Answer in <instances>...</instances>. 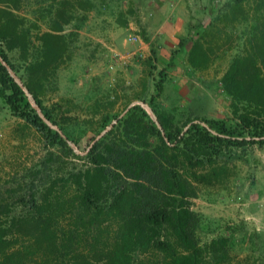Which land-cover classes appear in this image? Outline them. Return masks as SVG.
<instances>
[{
  "label": "rangeland",
  "instance_id": "obj_1",
  "mask_svg": "<svg viewBox=\"0 0 264 264\" xmlns=\"http://www.w3.org/2000/svg\"><path fill=\"white\" fill-rule=\"evenodd\" d=\"M227 1L92 0L86 20L65 27L66 33L72 30L75 35L69 37L54 81H47L44 88L43 104L53 121L32 103L43 122L64 138L65 148L54 143L52 133L15 115L0 98V206L7 208L0 210V225L32 215L31 198L39 202L46 196L60 208L51 221L54 238L62 241L70 232L76 236L59 252L43 239L30 247L40 236L36 226L19 224L11 248L29 250L14 264H70L74 253L95 257L88 251L94 233L102 239L112 234V218L101 216L98 223L87 224L89 217L70 200L76 193L75 174L90 166L89 148L111 128L117 135L118 120L129 108L141 106L153 121L149 106L171 113L182 130L195 118L230 120V98L221 77L241 52L254 11L250 0L245 5L247 21L241 14L225 19L221 15ZM194 40L208 51L202 68L188 63ZM180 41L185 42L182 48ZM8 59L14 66L11 75L22 84L26 73L18 51L8 52ZM218 164L226 170L221 181L193 182L189 202L199 216L198 241L227 236L232 254L263 259L264 146L226 148Z\"/></svg>",
  "mask_w": 264,
  "mask_h": 264
},
{
  "label": "trees",
  "instance_id": "obj_2",
  "mask_svg": "<svg viewBox=\"0 0 264 264\" xmlns=\"http://www.w3.org/2000/svg\"><path fill=\"white\" fill-rule=\"evenodd\" d=\"M249 1L228 0L221 16L241 14L247 21ZM93 7L92 0H0V98L15 115L52 133V140L62 148L67 147L64 138L43 122L32 103L53 121L43 95L46 82L54 81L55 69L66 57L69 37L75 35L72 30L66 33L65 27L85 21ZM252 10L242 50L221 77L230 98V120L195 118L182 130L171 113L149 106L153 121L141 106L134 105L118 120L117 135L111 128L89 148L90 166L75 174L76 193L70 203L89 217L87 224L98 223L103 216L112 218L115 228L104 239L94 233L88 251L95 257L74 253L70 264H264V258L232 254L227 236L200 244L199 216L189 202L193 182L210 184L226 177L225 167L218 164L224 149L264 146V0H253ZM184 45L179 42L181 48ZM14 50L26 73L22 84L9 71L14 66L8 52ZM187 56L193 68L204 67L209 60L207 49L197 40ZM156 89L161 91V83ZM198 168L204 172H189ZM57 203L46 196L39 202L32 197V215L0 225V264H14L15 258L27 254L29 246L40 245L42 239L57 252L72 245L76 237L72 232L62 241L54 238L51 221ZM1 209L7 208L1 205ZM19 224L35 225L40 236L29 246L12 249Z\"/></svg>",
  "mask_w": 264,
  "mask_h": 264
}]
</instances>
